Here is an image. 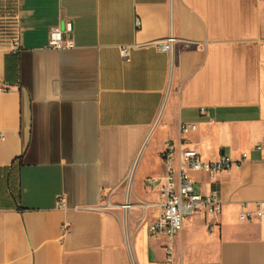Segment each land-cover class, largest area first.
<instances>
[{
	"label": "crops",
	"instance_id": "obj_1",
	"mask_svg": "<svg viewBox=\"0 0 264 264\" xmlns=\"http://www.w3.org/2000/svg\"><path fill=\"white\" fill-rule=\"evenodd\" d=\"M66 21L75 47H48ZM0 87V264H264V0H0ZM168 139L248 153L191 171L223 212L174 238L150 234L146 207Z\"/></svg>",
	"mask_w": 264,
	"mask_h": 264
},
{
	"label": "built area",
	"instance_id": "obj_2",
	"mask_svg": "<svg viewBox=\"0 0 264 264\" xmlns=\"http://www.w3.org/2000/svg\"><path fill=\"white\" fill-rule=\"evenodd\" d=\"M136 24L139 26L141 21L138 19ZM73 31V22L66 21L64 29L54 27L50 31L48 47L55 49L75 47V42L70 38ZM176 37L169 35L165 40L157 44L161 50L172 51ZM137 44L123 45L120 48L121 54L126 61L131 59V50L137 47ZM21 41L18 35L13 39L12 50L19 52L21 50ZM6 87H0L4 90ZM196 128L194 123H182L180 131L185 134ZM2 137V134H0ZM258 150L264 149V143L255 145ZM161 156L166 164L167 171L163 176H151L150 184H156L158 187V199L155 202H149L146 207H157L158 211L150 221L148 229L152 235H166L174 238L184 229L185 218L197 212L202 213L210 223L223 212V204L217 191L209 193H200L195 190L194 182L190 175L191 171H207L211 174H217L229 170L233 166H240L248 157L244 152L240 159H234L231 155L222 153L214 160L203 158L200 152L193 147L181 141L176 144L173 139L166 141L165 149ZM61 206L65 205L64 199L59 200ZM108 205H111L108 203ZM132 203L126 196L121 203L122 208L127 212ZM262 210L258 207L255 211L245 210L240 213L243 220L252 219L255 216H261ZM168 252L172 257L173 247L168 246Z\"/></svg>",
	"mask_w": 264,
	"mask_h": 264
},
{
	"label": "bare ground",
	"instance_id": "obj_3",
	"mask_svg": "<svg viewBox=\"0 0 264 264\" xmlns=\"http://www.w3.org/2000/svg\"><path fill=\"white\" fill-rule=\"evenodd\" d=\"M132 174H130V178H129V180H130V183L132 182ZM130 183H129V186H130Z\"/></svg>",
	"mask_w": 264,
	"mask_h": 264
},
{
	"label": "rangeland",
	"instance_id": "obj_4",
	"mask_svg": "<svg viewBox=\"0 0 264 264\" xmlns=\"http://www.w3.org/2000/svg\"><path fill=\"white\" fill-rule=\"evenodd\" d=\"M151 185H155V184H151ZM142 220V219H141ZM143 222V221H142Z\"/></svg>",
	"mask_w": 264,
	"mask_h": 264
}]
</instances>
